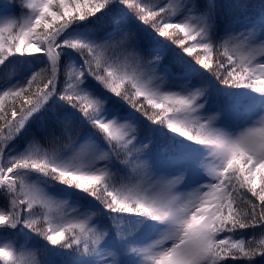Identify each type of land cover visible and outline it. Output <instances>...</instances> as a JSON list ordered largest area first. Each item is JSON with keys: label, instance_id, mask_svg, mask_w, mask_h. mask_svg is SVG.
<instances>
[{"label": "snow or ice", "instance_id": "6c2138e0", "mask_svg": "<svg viewBox=\"0 0 264 264\" xmlns=\"http://www.w3.org/2000/svg\"><path fill=\"white\" fill-rule=\"evenodd\" d=\"M25 7L30 15L0 22V65L26 53H41L36 58L46 61L40 72L0 90V235L10 238L16 235L10 230L22 226L48 245L100 255L109 234L93 223L96 213L76 215L67 201L54 200L41 187L52 180L87 194L110 213L134 218L136 230L155 228L149 221L165 225L159 239L132 248L142 255L141 264H260L254 257L264 258V127L226 131L217 126L224 123L223 109L205 107L206 88L187 84L171 90L177 81L200 74L165 63L167 47L153 43L131 18L179 45L203 73L227 88L264 95V35L255 34L257 25L264 27V16L238 20L242 29L216 43L210 39L216 21L211 10L184 13L185 6L171 0H32ZM93 18L95 23H85ZM75 25L82 26L83 38L70 37ZM66 55H74L75 65L61 72ZM53 98L74 112L54 115L22 151L11 154L9 146ZM112 98L151 124L209 149L211 167L183 147L170 149L150 135L138 138L137 116ZM198 168L207 170L210 182L179 194L187 187L185 174ZM35 205L64 214L45 217V231L32 219ZM246 229L259 230L261 238L245 240ZM132 235H122L116 225L117 241L135 243ZM107 256L116 264L113 252ZM0 262L28 264L15 257L10 240L0 245Z\"/></svg>", "mask_w": 264, "mask_h": 264}, {"label": "trees", "instance_id": "16d2710c", "mask_svg": "<svg viewBox=\"0 0 264 264\" xmlns=\"http://www.w3.org/2000/svg\"><path fill=\"white\" fill-rule=\"evenodd\" d=\"M182 3H187L191 5L195 11V13L202 14L211 10L216 16V21L213 22V27L215 34H210V39L214 40L216 43H222L223 40L227 39V37L232 33V31H238L242 29L243 25L238 23L237 21H242L244 18H250L253 20L259 19L261 16H264V0H181ZM32 0H0V22L9 20V19H23L26 16L30 15V10H28L25 5ZM84 2V0H81ZM150 3H159V0H148ZM218 5V7H214ZM86 11V8H85ZM133 22L137 25V27L147 35L150 40L155 44L165 45L168 49V60L178 68L190 70L194 73H199L200 76L192 79L193 83L196 87H204L207 89L208 96V104H206V109L215 110L217 106L223 109L225 114V120H227V128L231 131L239 122V118L237 116L238 112L242 108V106H248L245 108L248 110L254 109V105L261 101L257 94L249 89H235V88H227L219 81H217L214 77L203 73V69L199 68V65H196L191 57L187 55L186 52L182 51L179 45L171 44L170 41H163L164 38L158 37L154 32L150 29L145 28L143 25H139L138 21H135L134 18H131ZM89 25L95 23V19L92 21L85 22ZM75 30L83 33V28L81 25H75ZM40 31V30H38ZM35 54V53H33ZM27 53L25 56L20 57L18 54L15 57H9L10 61H5L4 65H0V82L8 80L12 74H22V70L25 65L24 62L27 61L28 57ZM148 59H152V57H148ZM45 67V64L42 68ZM41 68V69H42ZM41 69L37 72H40ZM62 72V70H61ZM36 73V72H35ZM34 73V74H35ZM42 75H47V73H42ZM12 101H8L10 104ZM113 104L122 105L124 112L134 113V109L129 107L127 104H123V101H119L116 98H112ZM66 112H74L67 107V105L63 104L62 101H59L55 98L48 102V105L45 106V109L42 110L41 113L36 114L35 119L29 124L27 131L23 136L18 137L17 141H22L23 143L30 139L32 133L35 132L41 124L50 125L53 121L54 115H61ZM214 113V112H209ZM216 114V113H215ZM243 114V113H240ZM77 119H79L78 114H75ZM137 116V119L140 121L139 128L137 130L138 138H147L149 135L160 143L162 146H167L170 149H179L180 147L185 148L186 150L194 153L196 158L206 164V160H208V156L210 154V150L201 145L192 144L190 141L185 140L182 137L176 136L167 129L166 126L160 127L159 125L151 124V122L141 117L139 113H134ZM245 115V112H244ZM243 115V116H244ZM81 123H83L81 121ZM84 127H87L84 125ZM39 138V137H38ZM66 143V142H65ZM26 145V144H25ZM63 147V144L60 145ZM198 173L202 172V168H198ZM193 170L190 173L195 172ZM39 178V177H38ZM42 180V178H39ZM48 185L54 187V185L58 184L55 181L47 180ZM64 186V185H63ZM70 199L78 204L83 205H91L94 207V211L99 218L103 217L107 221V223L111 226L113 233L111 234L113 239V246L117 247L118 254L116 256V260L118 264H127L128 256L130 251H132L133 247H136L139 242L146 241L145 235L148 234L153 228H148L146 226H141L139 230H136L134 221L132 217H128L127 214H121L123 217H119L116 214L108 212L104 209L98 202L94 201L91 197L87 196L85 193H81L74 188H67ZM0 204V206H2ZM58 212V210H57ZM58 213H54L53 210L49 211L47 208L40 207L39 205L34 206L32 219L35 221L36 226L38 228H42L43 230H47V223L45 221V217L56 216ZM158 222L149 221V225L157 224ZM120 226L121 234L128 235L132 233L133 235L129 237V240L135 241V243L124 245L120 241H117L115 237V227L116 225ZM22 227V226H21ZM23 228V227H22ZM16 230V229H15ZM30 236L34 248H35V262L33 263L27 259L28 264H95V255L92 256H81L76 247L72 248H64L59 246H51L47 244V241L43 240L42 237L35 235L34 233L25 229ZM14 231V230H10ZM242 238L247 241L250 240H259L261 238V233L257 229H246L243 230ZM81 251L83 249L81 248ZM19 258L18 256H15ZM262 257H254L257 262H261ZM247 264V261H243ZM241 263V262H240ZM3 264V262H0Z\"/></svg>", "mask_w": 264, "mask_h": 264}, {"label": "rangeland", "instance_id": "374dc122", "mask_svg": "<svg viewBox=\"0 0 264 264\" xmlns=\"http://www.w3.org/2000/svg\"><path fill=\"white\" fill-rule=\"evenodd\" d=\"M172 3L174 4H181L184 7V13H187L188 9L191 8L192 9V14H196L193 7L187 3H182L181 0H171ZM182 13V14H184ZM197 15V14H196ZM260 29V30H259ZM241 30V29H240ZM238 30V31H240ZM232 34V33H231ZM230 34V35H231ZM255 34L256 37L258 38L259 35H264V27H260L259 25H257L256 30H255ZM71 38H76V39H80L83 38L84 36V32H78V31H73L69 33ZM229 35V36H230ZM229 36L227 38H229ZM35 43V40H34ZM41 55V53H35V54H31L27 61L23 63L24 68L22 70V74H12V76L5 81L0 82V90H3L6 87H9L13 84H17V83H22L24 80H26L27 78H30L31 75H33L35 72L39 71L42 66L45 64L46 61V57H40V58H36V56ZM64 62L62 64L61 70L62 72L65 70V68H67L70 65H75V61H74V55L73 56H65L64 58ZM187 84H191L194 85L193 80L190 81H177L175 87H173L171 90L173 91H179L181 87L186 86ZM169 86V81L167 79V77H165V80L163 82L162 87L167 88ZM195 86V85H194ZM193 90H195V88H193ZM261 101L259 102V104L257 105L256 109L253 110V112H251L250 110L246 109V107L248 106H242V108L240 109V111L238 112L237 116L239 118V120L241 119V123L238 124L237 126V131H239L241 128L243 127H264V116H261L262 114H264V95L259 96ZM248 111V112H247ZM244 112L246 113V116L244 118ZM243 113V114H240ZM208 115H216L215 113H207ZM227 120H224L223 124H220L218 122L217 126H221L224 127L226 131H230L229 128H227ZM84 141H81V143H83ZM23 142L22 141H14L12 145H10V152L11 154H16V152L18 151H22ZM26 146V145H25ZM213 157L209 154L208 156V160H206V164L207 167H211V162H212ZM199 170H196L193 173H186L185 174V184L187 185V187L185 186H181V192L179 194L181 195H188L190 192L193 191V189L199 187L201 184H207L210 182V178L207 176V170L204 171V169L202 168V172L198 173ZM33 180H36L38 183L41 182V180L36 177L33 176L32 177ZM41 187L44 188V190L51 196H53V199L58 201V202H63V200L67 201L68 207H69V211H71L70 208H75L77 209V213L76 215H79L82 212H93L94 211V207H91L89 205H83V204H78L75 203L74 201H72L70 199L69 193L67 191V189L64 188L63 185L60 184H56L54 185V187L48 185L47 183H41ZM3 201L0 200V204H2ZM54 211V213H58L56 214V216H63V209H56L53 208L52 209ZM58 210V212H57ZM93 223L95 224V226L101 230H105L108 232V237L106 238L105 242L102 245V248L100 250H98L100 252V255H95V264H110V261L112 260L111 256H107L108 252H113L115 254V260H116V256L118 254V249L117 247L113 246V237H112V228L111 226L107 223V221L105 219H103V217L99 218L98 215H95L93 217ZM165 230V225L159 224L157 229L151 233V235L148 237V239L144 242H139L136 246V248H143L149 244H151L153 241L157 240L160 238V236L162 235L163 231ZM11 232H15L16 235L11 236L10 238L4 235H0V245H3L5 243H8L9 240L11 241L12 245H13V249L15 251V256H18L19 258L21 256L24 257V259H27L33 263H37L35 262V248H34V244L30 238L33 237L31 234L29 235L28 232L22 228L21 226H18V228L14 231ZM34 238V237H33ZM35 239V238H34ZM101 256H105V259H101ZM143 257L141 254L135 252V251H130V254L128 256V260H127V264H141ZM89 264H92L89 263ZM116 264H118V261L116 260ZM121 264V263H120ZM240 264H245L243 261ZM260 264H264V258H261V262Z\"/></svg>", "mask_w": 264, "mask_h": 264}]
</instances>
